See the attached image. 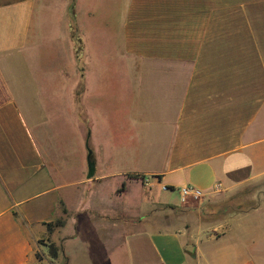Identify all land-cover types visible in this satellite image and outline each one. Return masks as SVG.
<instances>
[{"label": "crops", "instance_id": "obj_1", "mask_svg": "<svg viewBox=\"0 0 264 264\" xmlns=\"http://www.w3.org/2000/svg\"><path fill=\"white\" fill-rule=\"evenodd\" d=\"M74 1L54 71L27 52L36 0H0V264H264V0H125L119 54L108 10L91 30ZM133 186L147 209L119 212ZM184 186L238 206L194 220Z\"/></svg>", "mask_w": 264, "mask_h": 264}, {"label": "rangeland", "instance_id": "obj_2", "mask_svg": "<svg viewBox=\"0 0 264 264\" xmlns=\"http://www.w3.org/2000/svg\"><path fill=\"white\" fill-rule=\"evenodd\" d=\"M68 1L73 0H36V5H35V13H34V26H35V31H36V36L38 37V43L27 50L29 53V58L30 62L33 63V65L36 68V63H46L49 65V69H52L54 71H61L62 68V63L65 61V58H63V50L64 49V42L58 41L57 40V35L61 33V24H62V19H63V12L67 8ZM125 3V0H75L73 7L77 10V15H80L83 22H85V25L90 27L92 30L93 25H94V17H91L89 12H92V10L96 9V12L98 13V17L101 15L106 14L105 10H108V15L110 14L112 17V26H116V33L113 39L114 44H109V50L115 48L118 51L119 54V26L117 25L120 24L121 18H122V11H123V5ZM99 24L103 28H107L106 25L110 24L109 20L105 22V20L100 19L99 17ZM107 23V24H106ZM98 24V23H96ZM106 24V25H105ZM110 29V28H109ZM98 35V34H97ZM96 35V37H98ZM93 37L92 41H96L94 44L93 42L91 43V49L92 50H97L99 47L98 43V38ZM97 40H96V39ZM61 42V43H60ZM102 45V44H101ZM102 47V46H101ZM105 49H107L105 47ZM47 50L50 54V52L56 54L52 59L50 60H43L40 62V54L39 52ZM35 58H37V62H35ZM39 60V61H38ZM69 65V63H68ZM41 68V66H37ZM45 67V66H44ZM42 67V68H44ZM45 70V69H43ZM59 76L57 74H50L48 77H39L40 80H46L50 81L51 80V87H54V97L58 98L54 100H61L59 97V92L57 91L58 86L62 85L61 81L63 80L62 78H58ZM65 81V79L63 80ZM41 86V84H39ZM46 85V84H43ZM45 94L41 93L40 96L43 97ZM41 100H45V98H41ZM52 100V99H51ZM72 124V122H71ZM78 129L73 128V124L69 126L67 129L66 127L64 128V131L60 127L59 132L60 135L58 137L54 136L53 143L56 144L57 142H64L67 143V139L69 140V147H70V152H74V154L71 153L70 156V162L72 164L77 162L79 160V154H78V149L80 145V133L77 131ZM63 138V139H62ZM74 139V140H73ZM120 180L119 176L113 177L112 179L109 180V183L107 184L108 191L110 190L109 186L118 182ZM136 187H131L128 189L126 193L123 194H118V195H112V205L114 207H117L119 209V212L121 211H126V212H135V209H140L141 211L147 209L146 206V200L144 198V202H141V197L137 195L138 190L135 189ZM172 194L173 192H169ZM204 197H199V198H189L187 201H185V204L187 206H190L191 208V214L194 216H198L201 214L204 217V220H208L210 222L213 221H220L224 218L226 213L233 209L236 208L238 205H236V199L237 198H231V197H222V195H219L214 199V201H206L204 200ZM139 204V205H138ZM98 212H101V214H105L104 211L101 210H93L92 213H88V216L97 214ZM72 223V221L70 222Z\"/></svg>", "mask_w": 264, "mask_h": 264}, {"label": "built area", "instance_id": "obj_3", "mask_svg": "<svg viewBox=\"0 0 264 264\" xmlns=\"http://www.w3.org/2000/svg\"><path fill=\"white\" fill-rule=\"evenodd\" d=\"M179 194L184 202L187 201L189 198H199V197H203L204 195L202 190L194 186L181 187L179 189Z\"/></svg>", "mask_w": 264, "mask_h": 264}, {"label": "trees", "instance_id": "obj_4", "mask_svg": "<svg viewBox=\"0 0 264 264\" xmlns=\"http://www.w3.org/2000/svg\"><path fill=\"white\" fill-rule=\"evenodd\" d=\"M93 173H94V163L92 162L91 166H90V170H89V175L92 176ZM133 177H139V175H133ZM63 224H64V221L62 219H59L53 224L49 223L48 227H49V230H52L54 225L61 226ZM50 250H51L52 256H56L57 255V248L54 245H51Z\"/></svg>", "mask_w": 264, "mask_h": 264}, {"label": "water", "instance_id": "obj_5", "mask_svg": "<svg viewBox=\"0 0 264 264\" xmlns=\"http://www.w3.org/2000/svg\"><path fill=\"white\" fill-rule=\"evenodd\" d=\"M166 188H169V187H166Z\"/></svg>", "mask_w": 264, "mask_h": 264}]
</instances>
